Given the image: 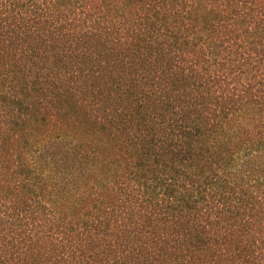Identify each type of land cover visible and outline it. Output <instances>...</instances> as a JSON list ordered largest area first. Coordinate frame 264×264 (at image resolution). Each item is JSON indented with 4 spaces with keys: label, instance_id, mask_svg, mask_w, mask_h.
<instances>
[{
    "label": "trees",
    "instance_id": "1",
    "mask_svg": "<svg viewBox=\"0 0 264 264\" xmlns=\"http://www.w3.org/2000/svg\"><path fill=\"white\" fill-rule=\"evenodd\" d=\"M0 264H264V0H0Z\"/></svg>",
    "mask_w": 264,
    "mask_h": 264
}]
</instances>
